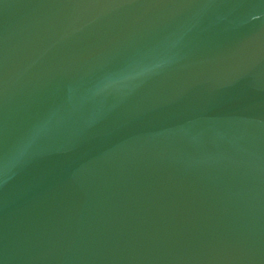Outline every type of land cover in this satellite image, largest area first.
I'll return each mask as SVG.
<instances>
[{
    "label": "water",
    "instance_id": "water-1",
    "mask_svg": "<svg viewBox=\"0 0 264 264\" xmlns=\"http://www.w3.org/2000/svg\"><path fill=\"white\" fill-rule=\"evenodd\" d=\"M0 264H264V0H0Z\"/></svg>",
    "mask_w": 264,
    "mask_h": 264
},
{
    "label": "snow or ice",
    "instance_id": "snow-or-ice-1",
    "mask_svg": "<svg viewBox=\"0 0 264 264\" xmlns=\"http://www.w3.org/2000/svg\"><path fill=\"white\" fill-rule=\"evenodd\" d=\"M122 71V70H121Z\"/></svg>",
    "mask_w": 264,
    "mask_h": 264
}]
</instances>
